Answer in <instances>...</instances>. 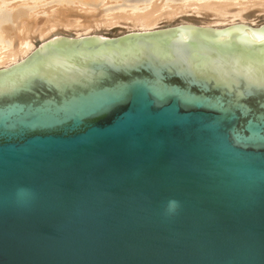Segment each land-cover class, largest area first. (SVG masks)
I'll use <instances>...</instances> for the list:
<instances>
[{"label": "water", "instance_id": "1", "mask_svg": "<svg viewBox=\"0 0 264 264\" xmlns=\"http://www.w3.org/2000/svg\"><path fill=\"white\" fill-rule=\"evenodd\" d=\"M263 36L60 38L0 71V264H264Z\"/></svg>", "mask_w": 264, "mask_h": 264}, {"label": "rangeland", "instance_id": "2", "mask_svg": "<svg viewBox=\"0 0 264 264\" xmlns=\"http://www.w3.org/2000/svg\"><path fill=\"white\" fill-rule=\"evenodd\" d=\"M129 0H0V9H4L5 14H11L12 21L0 28L2 36V43L0 46H6L15 49L17 41L14 40L15 32L26 28L27 32L23 35H37L34 31L37 29L38 24L35 22L34 17L46 16L47 20L52 21L56 27H53L52 34L45 39H33L32 53H34L43 43L49 40L71 39L79 40L83 38L103 37L107 40H115L124 36L139 34L136 29L132 27L129 21H119L120 24H115L110 27H103V19L112 17L114 10L124 11L130 8ZM79 7H87V10H80ZM10 8V11H8ZM25 9L27 12L24 15H19V10ZM45 11V13L43 11ZM39 12H42L39 14ZM211 16H195L183 14L175 17L173 20L167 22L161 20L155 26L154 31L170 30L180 24H190L194 27H204L213 21ZM247 21H254V24L260 25L264 23V13L254 12L246 17ZM67 22L78 25L74 27H66ZM104 22V21H103ZM253 24V25H254ZM225 23H220L216 27H222ZM80 26H83L80 28ZM212 27H215L211 25ZM46 27V26H45ZM43 26V28H45ZM83 28H87L85 31ZM77 31V32H76ZM15 35V36H14ZM77 35H81L76 39ZM35 49V50H33ZM4 69L0 67V70Z\"/></svg>", "mask_w": 264, "mask_h": 264}, {"label": "bare ground", "instance_id": "3", "mask_svg": "<svg viewBox=\"0 0 264 264\" xmlns=\"http://www.w3.org/2000/svg\"><path fill=\"white\" fill-rule=\"evenodd\" d=\"M129 3H131L129 9L124 11L116 9L114 10L112 17L103 19V27H110L115 24H120L119 21H129V23L132 24V27L136 29L139 34L153 33L155 32L154 28L159 21L165 20L169 22L177 16L188 13L195 16H211L214 18L213 21H211L209 24H206V26L199 29H212L222 31L233 26L242 25L256 30L264 26V23L255 25L254 21L252 22L246 20L247 15H249L250 13H264V0H129ZM81 8L87 10V7H79L80 10H82ZM11 9L13 8H10L8 11H10ZM4 11V9H0V28L12 21L13 15L5 14ZM26 12L27 11L25 9H22V11L19 10V15H24L26 14ZM43 12L45 13V11ZM41 13L42 12H39V14ZM34 20L39 26L34 31L37 35H34V33H32L31 36L30 34L23 35V33L27 32V29L23 28L15 32L16 37L14 40L17 41V46L14 50L6 46H0V67L4 68L0 71L7 70L23 62L30 55H32L33 39L39 38L43 40L49 37L50 34L54 33L52 29L57 25L52 23V21L47 20L46 16L39 15L37 17H34ZM220 23H225V25L222 27H216V25ZM66 25V27H71V25H74V27L78 26L76 24H71L70 22H67ZM211 25L215 27H212ZM43 26L46 27L43 28ZM183 26L194 27L190 24H180L179 26H176L174 28ZM81 27L83 26H80V28ZM83 29L85 31L87 30V28ZM246 34L251 42L258 43V41H254L252 39L248 32H246ZM80 36L81 35H77L76 39ZM1 38L2 36L0 34V44L2 43ZM55 38L53 40H56ZM227 39L228 38L226 37L221 41H226ZM53 40H49L46 43ZM183 41L187 42L188 39L183 38ZM261 42H264V39L261 40ZM46 43H43V45Z\"/></svg>", "mask_w": 264, "mask_h": 264}, {"label": "clouds", "instance_id": "4", "mask_svg": "<svg viewBox=\"0 0 264 264\" xmlns=\"http://www.w3.org/2000/svg\"><path fill=\"white\" fill-rule=\"evenodd\" d=\"M171 203H174V202H171Z\"/></svg>", "mask_w": 264, "mask_h": 264}]
</instances>
